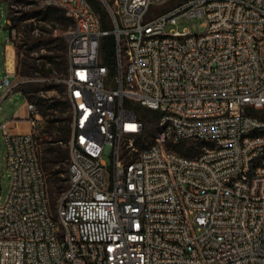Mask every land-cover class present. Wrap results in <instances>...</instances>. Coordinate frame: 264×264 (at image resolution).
Segmentation results:
<instances>
[{
    "label": "built area",
    "instance_id": "built-area-1",
    "mask_svg": "<svg viewBox=\"0 0 264 264\" xmlns=\"http://www.w3.org/2000/svg\"><path fill=\"white\" fill-rule=\"evenodd\" d=\"M100 1L109 28L89 0H45L72 21L58 80L72 116L67 186L54 205L26 100L12 119L30 131L0 125V264H264V0ZM180 16H204L205 30L168 29ZM20 83L5 54L3 96ZM136 104L155 127L141 144ZM195 140L206 142L195 155L174 148Z\"/></svg>",
    "mask_w": 264,
    "mask_h": 264
},
{
    "label": "rangeland",
    "instance_id": "rangeland-1",
    "mask_svg": "<svg viewBox=\"0 0 264 264\" xmlns=\"http://www.w3.org/2000/svg\"><path fill=\"white\" fill-rule=\"evenodd\" d=\"M98 1L101 3L100 0ZM47 7L45 0H0V77L4 74L5 68V45L11 41L14 51L15 79L22 82L16 91L6 96H3L4 90L0 89V125L9 121L7 122V128L11 132L30 131L31 126L28 121L12 119L15 118L16 113L25 101L22 92L17 91L22 87L28 91L26 94L27 100L36 104L40 114L42 109L48 113L41 114L36 132L49 195L55 205L61 193L58 185L66 182L55 181L52 168H48V162H46L50 156L49 151L57 147V144L49 142L52 136L48 134V126L53 118L59 116L63 120L61 125H64L67 131L72 130L71 107L63 90L64 85L61 81H58L65 74V65L62 62L66 58L67 35L72 28V23L61 10L36 13ZM108 22L110 25L109 18ZM204 23V16H180L175 24L168 26V29L201 33L205 30ZM111 37L115 44L113 35L101 37V46L105 42L107 50H109L111 44ZM52 55L56 56L58 63L49 61L48 58ZM104 62L111 68L108 60ZM48 68H53V76L56 79V86L51 89H46L49 82L41 76L43 69ZM25 71L31 72L32 75H23ZM49 105L53 106L49 108ZM58 125V122L53 123L54 132L58 131ZM154 131L153 123L149 122L146 138L152 135ZM140 138L146 139L145 136ZM62 146L66 145L62 144ZM5 155L4 135L0 128V204L6 200L10 188ZM104 158L109 163V156L104 155Z\"/></svg>",
    "mask_w": 264,
    "mask_h": 264
},
{
    "label": "trees",
    "instance_id": "trees-1",
    "mask_svg": "<svg viewBox=\"0 0 264 264\" xmlns=\"http://www.w3.org/2000/svg\"><path fill=\"white\" fill-rule=\"evenodd\" d=\"M89 1L91 2L92 6L94 7V9L97 12V14L99 15L102 27L103 28H109V26H110L109 22H108L109 16H108V12L105 9V7L98 0H89ZM56 10H61V9L53 7V6H48L46 9L39 10L36 13H41V12L45 13V12H48V11H56ZM71 23H72V21H71ZM110 43L111 44H110L109 50H107L105 42L102 43V46H101L102 53H103L102 54L103 55L102 59H103V61L108 60L110 62L109 64H110L111 68L113 69V55H114L113 45H114V41H113L112 37H111ZM66 48H67V46H66ZM48 59H49L50 62L58 63L56 61V56L55 55L49 56ZM62 64L65 65V72H66V70H67V60H66V58L62 62ZM42 67H44V65H42ZM23 75H32V73L29 72V71H25L23 73ZM41 76L47 82H49V84L47 85L46 89H51V88H54L56 86V80H55V77L53 76V68L43 69V72L41 73ZM20 90L23 93V95L26 96L28 91L24 87L20 88ZM63 90L65 91V87H63ZM51 106H53V105H49L48 107L50 108ZM135 108H136L137 111H143V116L145 117V119L147 121V124L149 122L153 123L151 117H149L150 112H148L146 109L142 108L138 104L135 105ZM41 114L45 115V114H48V113L45 112V110L42 109L41 110ZM62 121L63 120L61 119V117L57 116L56 118H53L51 120V124L48 126V134L50 136H52L51 139L49 140V142L53 143V144H57V147H54V149L49 151L50 152V156H49L48 160L46 161V162H48V168H52V171L54 173V180L55 181H62V182L64 181V182H66L65 184L61 183V184L58 185V188L60 189V191H63L66 188V186H67L68 164H69L68 141L70 139L68 137L71 136V134H72V130L67 131L65 129L64 125H61ZM54 122H58V124H59L58 125L59 129L56 132H54V127H53V123ZM144 136L146 138L147 134L144 135ZM137 143L141 144L142 143V139H140ZM62 144H65L66 146H62ZM205 144H206L205 141L195 140V141H190V142L177 143V144L174 145V148L176 150H178L179 152H181V153H184V154H187V155H195L201 150V147L203 145H205Z\"/></svg>",
    "mask_w": 264,
    "mask_h": 264
},
{
    "label": "crops",
    "instance_id": "crops-1",
    "mask_svg": "<svg viewBox=\"0 0 264 264\" xmlns=\"http://www.w3.org/2000/svg\"><path fill=\"white\" fill-rule=\"evenodd\" d=\"M5 54H7L9 56V58L14 59L13 43L11 41L5 45ZM17 91L21 92V90H17ZM24 97H25V101L21 105L19 111L16 113V116L24 117L26 115V100H27V98H26V96H24ZM21 120H24V119H21ZM24 121H26V120H24Z\"/></svg>",
    "mask_w": 264,
    "mask_h": 264
}]
</instances>
